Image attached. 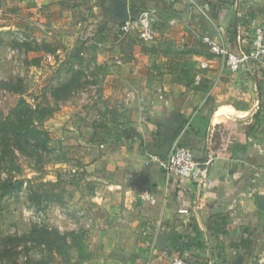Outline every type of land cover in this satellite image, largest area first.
Instances as JSON below:
<instances>
[{
  "label": "crops",
  "instance_id": "1",
  "mask_svg": "<svg viewBox=\"0 0 264 264\" xmlns=\"http://www.w3.org/2000/svg\"><path fill=\"white\" fill-rule=\"evenodd\" d=\"M129 7L130 18L154 11L151 39H121L111 0H0V34L22 43L0 45V55L14 50L45 72L53 62L61 83L66 70L82 67L66 63L76 54L103 71L90 87L91 104L77 106L76 89L44 124L65 155L84 160L93 188L82 262L234 264L240 255L256 264L264 258V212L256 204L264 194V58L231 72L203 38L247 55L255 28L264 29V0H129ZM181 122L172 145L207 164L205 178L176 179L153 161ZM162 234L169 238L159 250Z\"/></svg>",
  "mask_w": 264,
  "mask_h": 264
},
{
  "label": "rangeland",
  "instance_id": "2",
  "mask_svg": "<svg viewBox=\"0 0 264 264\" xmlns=\"http://www.w3.org/2000/svg\"><path fill=\"white\" fill-rule=\"evenodd\" d=\"M13 36L11 42L9 36L0 34V45L11 44L21 49L22 43ZM13 52L4 49L0 55V122L22 97L32 109L45 112L44 119L34 120V125L46 131L48 138L30 139L19 146L14 136L0 132V264H83V240L89 231L93 205L86 206V201L93 188L87 181L88 174L81 170L84 160L75 159L71 150L65 155L58 146L56 131L49 128L48 133L44 126L52 117L56 119L58 101L52 91L61 82L53 62L46 63L48 74L30 68L23 57L17 60L19 55ZM76 63L82 66V76L73 100L77 106H87L93 102L91 95L96 91L90 87L98 84L103 71L91 70L88 61ZM83 68L87 69L89 79L83 80ZM8 88L17 93L8 92ZM86 98L92 100L87 102ZM77 117L88 122L89 115ZM95 119L90 117L91 122ZM6 137L8 148L4 149ZM3 151L6 156H2ZM17 183L21 185L16 186Z\"/></svg>",
  "mask_w": 264,
  "mask_h": 264
},
{
  "label": "built area",
  "instance_id": "3",
  "mask_svg": "<svg viewBox=\"0 0 264 264\" xmlns=\"http://www.w3.org/2000/svg\"><path fill=\"white\" fill-rule=\"evenodd\" d=\"M157 20L154 11H142L135 18H130L120 24L119 37L126 39L134 34H138L144 39H151V24ZM79 40L85 41L84 36ZM203 42L208 46L209 51L215 57H220L227 69L231 72L239 71L247 61H260L264 58V29L261 26L255 28L252 36V49L247 55H238L231 52L216 37L205 36ZM156 166L167 176L183 180H198L205 178L207 174V164L198 163L191 150L174 143L166 157H153ZM183 212V211H182ZM162 257H167V253L162 251ZM169 264H187L182 258H174ZM256 264H264V258H259Z\"/></svg>",
  "mask_w": 264,
  "mask_h": 264
},
{
  "label": "trees",
  "instance_id": "4",
  "mask_svg": "<svg viewBox=\"0 0 264 264\" xmlns=\"http://www.w3.org/2000/svg\"><path fill=\"white\" fill-rule=\"evenodd\" d=\"M78 58L79 56L76 54L69 57L66 60V63L72 64L73 62L78 61ZM67 72L69 75L68 80L58 84L56 88H53L52 96L57 101L65 100L72 91L79 89L82 76L81 71H73V67H71L67 70ZM7 90L8 92L17 93V91L12 88H8ZM44 117L45 112L43 110L37 111L36 109H32L29 103L21 97L4 122H0V132L14 136L15 140L18 141L19 146H21V142H27V140L30 139L34 141L46 139L48 138L47 132L34 125V120H42ZM7 140L8 138L6 137V140L3 143L4 149L8 148L6 143ZM6 155L7 152L3 151L2 156ZM20 185L21 183H17L16 186ZM8 187L11 188V185ZM244 246H248L247 242Z\"/></svg>",
  "mask_w": 264,
  "mask_h": 264
},
{
  "label": "water",
  "instance_id": "5",
  "mask_svg": "<svg viewBox=\"0 0 264 264\" xmlns=\"http://www.w3.org/2000/svg\"><path fill=\"white\" fill-rule=\"evenodd\" d=\"M113 14L117 19L119 24L126 22L130 17V7H129V0H111ZM187 18L190 12V7L187 10ZM183 121V120H182ZM182 126V122L178 125L172 127L171 131L166 134V137L162 140V145L152 154L159 157H166L169 150L171 149L173 140L180 130ZM256 204L257 207L264 212V194L256 195ZM169 234H162L158 236L156 246L159 250L165 249L166 243L168 241ZM244 258L243 256H238L234 262V264H243Z\"/></svg>",
  "mask_w": 264,
  "mask_h": 264
}]
</instances>
